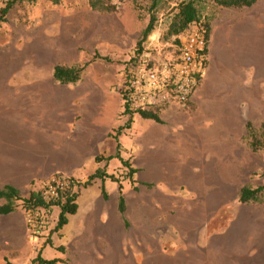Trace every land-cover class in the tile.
Here are the masks:
<instances>
[{
	"label": "rangeland",
	"instance_id": "obj_1",
	"mask_svg": "<svg viewBox=\"0 0 264 264\" xmlns=\"http://www.w3.org/2000/svg\"><path fill=\"white\" fill-rule=\"evenodd\" d=\"M7 1L0 0V8ZM182 1L185 0H60L59 3L51 0H24L17 2L0 27V125L10 124L8 135L11 133L12 137H8L10 141L7 144L14 142L13 137H17L21 130L20 132L24 131L27 136L30 135L27 138V146L30 150L36 147L43 149L48 145V142L45 144L38 142L39 131H36L38 123L35 119H21L23 115L20 112L9 110L14 100L8 96V93L13 97L22 98L23 102H26L25 98L31 95L34 99H38L36 102L41 99H43L41 102H45L46 98V102L50 103L54 98L60 104L61 100L66 101L65 88H69L74 95H77L76 103L80 107V113L84 108L92 122L87 130L80 133L84 143H77L75 147L77 145L78 148L88 147L90 138L95 141L99 135L95 134L97 121L101 120L99 124L106 131L112 127L116 119L115 125L131 124L125 130L127 142H121V147L124 148L125 145L127 151L119 149L116 142L110 143L111 141L105 136H99L95 141L96 144L91 145V148L104 153L110 147L108 151L111 153L115 150L114 153L120 152L123 158H130L133 161L136 151L134 133L136 130L140 132L145 123L141 121L139 113L123 112L121 90L124 74L128 71L127 67L131 71L132 66L141 57L152 61H164L176 56L178 45L175 42L176 36L170 33V26ZM196 1L202 19L208 22L212 14L221 6L216 0ZM263 5L264 0H258L253 4L257 8V13L263 10ZM153 15L156 18L155 27L143 42L144 50L138 55V42ZM253 34L256 37V29ZM254 60L258 70L255 73L253 93L249 95L248 106H242V112L245 114L244 121L246 124L248 121L251 123V129L248 131L245 124L242 125V121L239 126L233 118L234 131L238 134L237 139L231 142L224 140L221 144L223 149L221 154L220 144L216 145L215 159L211 160L212 164L205 167V172H208L206 180L210 184L207 183L208 188L203 196H191V191L182 188L176 193L186 196L191 201L176 198V208L173 203L172 205L169 203L167 212H170L171 218L175 219V223L173 222L175 227L172 223L164 225L165 222L160 220L156 221L155 225L148 222L146 227L148 226L149 230L141 232L138 225L131 224L127 230L128 254L126 256L130 263L134 264L136 261L135 264H137L139 261V264H264V190L259 201L249 203L239 201V193L243 186L256 188L264 185V147L254 150L251 145L253 134L256 138H260L261 125L264 121V54L258 53L256 43ZM57 64L69 67L84 66V71L77 82L63 84L53 76L54 66ZM8 74H12L13 77ZM206 78L205 74L200 86L206 82ZM52 91L54 94H51ZM29 99L31 101L30 97ZM8 110L11 112H7ZM169 110L175 111L179 117L184 118L191 112L190 102L166 105L159 109V114L166 117V112ZM201 111L202 113L195 118V121L204 123V129L207 132L218 130V134H215L218 137L223 135L220 128H216L219 123L215 122V115ZM95 115L105 116L98 119L99 117L93 118ZM234 115L231 111V116ZM78 118H81V114ZM192 120L190 117L182 121L184 123L187 121L189 124ZM170 125L172 131L173 128H178L175 122ZM192 125L196 124L192 123L190 126ZM7 130V127H0L2 131L0 135L6 136ZM114 132H117V128ZM109 139L112 140L111 137ZM209 143H207L208 148L213 147ZM156 148L159 149L156 150L159 155L164 153L161 144H157ZM48 149H52L51 146ZM174 151L175 154H180L181 150L175 147ZM119 160L115 157L109 164L107 160L98 164L94 159L88 158L82 161V166L72 176L64 172L58 174L73 177L82 197L83 192L89 187H86L85 178L97 169L107 168L111 174L113 172L120 178L121 183H126L129 180L126 177L129 167L120 163L121 160ZM207 161L210 162L209 159ZM194 163L192 160V167ZM157 164L158 170L163 167L158 160L154 166L157 167ZM181 164L178 161L176 167H186L184 162ZM199 170L201 167L198 169L193 167L189 171ZM216 171L219 173L216 176L211 174H216L214 173ZM176 174L183 175L179 171ZM157 175L152 172L148 174L145 168L140 170L138 178L144 181L148 177L156 178ZM158 184L155 183V186L160 189L165 187L163 182ZM214 185L217 187L212 189ZM39 186L40 182H37L35 187L39 188ZM109 192L114 200L117 194L112 185L109 186ZM144 192L147 198L151 197V191L144 189ZM99 196L100 182H93L86 198L96 202ZM218 201L221 202V206L215 207V202ZM84 209L81 204L76 213L68 215L69 222L63 229L64 241L72 237V232L81 229L77 222L84 214ZM60 212L59 206L54 207V220L50 223L44 237L33 239L32 231L26 226L30 241L36 248L42 239L46 241L53 236L51 230L55 227ZM151 229L154 230L150 232ZM114 250L112 248L111 253L106 256L108 261L110 259V264H126L125 257L112 261L111 255L115 253ZM134 251L139 252L135 254ZM142 251L143 255L140 254ZM54 252L53 247L49 245L44 249L43 254L51 258ZM24 261H30V259L27 258L20 263Z\"/></svg>",
	"mask_w": 264,
	"mask_h": 264
},
{
	"label": "crops",
	"instance_id": "obj_2",
	"mask_svg": "<svg viewBox=\"0 0 264 264\" xmlns=\"http://www.w3.org/2000/svg\"><path fill=\"white\" fill-rule=\"evenodd\" d=\"M209 23L210 60H208V69H206L207 80L202 86H199L190 101L191 112L182 118L175 111L169 110L166 112L168 118L159 114L162 122L144 118L139 114L141 121L145 124L140 131L141 133L138 130L134 133L136 145L134 160L131 161L130 158L121 156L125 160L128 159L131 167L136 170L133 175L134 182L129 179L126 183H121L120 180L115 181L109 177L104 179L96 177L89 181L86 186L89 187L83 192L84 196L79 195L77 199V211L81 204L85 208L84 214L77 222L81 229L72 232V237L64 241L63 229L69 222L70 216H68L67 223L58 231H54L51 238L46 239V241L42 239L38 248L31 243L27 234L25 212L21 205H18L16 210L10 213L0 214V264H7L8 262L27 264L38 253H41V256L48 260L57 259V264H106V261L107 264H110V259L108 261L106 256L111 253L112 248L115 249V253L111 255L112 261L125 257V263L132 264L126 259L128 254L127 230L131 224L138 225L141 232L142 230H149V227H146L148 222L155 225L156 221L160 220L165 222L164 225L172 223L175 227V219L171 218L170 212H167L169 211V203L170 205L173 203L176 208V198H185L189 202L191 201V199L176 192L182 188H187L189 192L191 191V196H203L208 188L207 183H209L206 180L208 172H205V167L212 164L211 160L215 159L216 145L220 144L221 154V150L223 151L221 144L224 140L231 142L233 139H237L238 134L234 131L233 118L239 126H241V121L243 122L242 125L245 124L246 126L242 106H248L249 95L253 93L255 73L258 70L254 60L255 43L258 45V53L264 54V8L257 13V8L253 5L245 7L220 6L212 14ZM255 29L257 30L256 37L253 34ZM8 75L13 77L12 74ZM65 89L64 98L66 101L61 100L60 104L54 98L50 103L46 102V98L45 102H41L43 99L36 102L38 99H34L31 95H29L31 101L29 97H26V102H23L22 98L13 97L8 93V96L14 100V104L10 106L9 110L12 112L15 110L16 113L20 112L23 115L21 119H35L38 123L36 124V131H39L38 142L44 144L48 142V145L43 149L40 148L41 150L39 147L30 150L27 146V138L30 135L27 136L24 131L20 132L21 130L19 133L23 135L18 133L17 137H13L15 141L8 145L7 143L10 141L8 137H12L11 133L8 135L10 124L0 125V127L8 128L6 136L0 135V188L11 185L17 188L23 197H27L32 189H37L35 187L37 182L41 183L59 172L72 176L82 166L84 159H94L100 164L103 160H107L106 157L116 155L115 150L112 153L108 151L110 147L104 153L91 148V145L96 144L95 141L99 136H105L107 140L111 141L110 143L116 142L119 149L127 151L125 145L124 148L121 147V142H127L126 127L121 129L118 140L114 137L119 128L126 126V123L115 125L116 119L112 127L106 131L99 124L101 120L97 121L95 134L99 135L95 141L90 138V143H87L88 147L80 146L78 148V145L75 147L77 143H84L80 133L87 130L92 122H90L89 114L85 113L84 108L80 113V107L76 103L77 95H74L71 89ZM51 94H54V91ZM9 110L7 112H11ZM201 110L207 114L212 115L211 113H213L215 115V122L219 123L216 128L219 127L223 135L218 137V130L207 132L204 129V123L195 121V118L202 113ZM231 111L234 112V116H231ZM80 114L81 118H78ZM104 116L95 115L93 118L102 119ZM190 117L191 120L193 119L191 123L187 124V121L185 123L182 121L190 119ZM174 122L178 128H173L172 131L170 124H174ZM192 123L196 125L190 126ZM116 128L117 132H114ZM110 137L112 140L109 139ZM207 143L212 144L213 147L208 148ZM157 144L163 146L164 153L159 155L156 152L159 150L156 148ZM49 146L52 149H48ZM175 147L181 150L180 154H175ZM191 150L193 151L192 155ZM98 156H104V159L98 161ZM187 157L189 158L187 159ZM112 159L107 160L108 164ZM199 159L200 162H198ZM208 159L210 160L209 163ZM157 160L163 166L159 170L158 164L157 167L154 166ZM192 160L195 162L193 167L197 169L201 167V170L189 171L193 168L191 166ZM178 161L179 164L184 162L188 169L186 167L177 168ZM145 168L148 170V174L152 172L158 174L157 177H148L144 181L139 180L138 174H140V170ZM105 171L111 174L107 168ZM178 171L183 175L176 174ZM95 172L89 174L85 181H88ZM214 173L216 174H211L214 176L219 174L217 171ZM93 182H100V196L96 202L86 198ZM162 182L165 184L163 189L155 186V183ZM111 185L117 194L114 200H112L109 192ZM215 187L217 186L214 185L211 188ZM144 189L151 191L150 198H147ZM121 195L125 198L126 210L124 212L120 210ZM6 203L7 200L0 197V205ZM215 204V207L221 206L220 201L215 202ZM133 208L137 210H132ZM153 230L151 229L150 232ZM49 245L55 251L51 258H47L43 254L44 249ZM134 252L137 254L139 251ZM141 253L144 254L143 251ZM27 258L30 261L20 263Z\"/></svg>",
	"mask_w": 264,
	"mask_h": 264
},
{
	"label": "built area",
	"instance_id": "obj_3",
	"mask_svg": "<svg viewBox=\"0 0 264 264\" xmlns=\"http://www.w3.org/2000/svg\"><path fill=\"white\" fill-rule=\"evenodd\" d=\"M175 39L179 40L175 57L164 61L141 57L134 65L127 86L132 110H155L192 100L208 66L210 33L208 35L206 20L193 21ZM76 183L70 176L60 174L40 183L38 189L48 206L24 209L33 239L44 237L54 220L53 210L57 206L52 204L79 192Z\"/></svg>",
	"mask_w": 264,
	"mask_h": 264
},
{
	"label": "trees",
	"instance_id": "obj_4",
	"mask_svg": "<svg viewBox=\"0 0 264 264\" xmlns=\"http://www.w3.org/2000/svg\"><path fill=\"white\" fill-rule=\"evenodd\" d=\"M20 1L24 0H8L4 6L0 8V27L3 22L6 21V16L8 12L11 10V8ZM28 1H36V0H28ZM54 3H59L60 0H51ZM217 3L221 6L225 7H242V6H252L254 3H256L258 0H216ZM196 0H185L182 1L178 6V11L175 13L173 20L171 22L170 26V33L172 35H179L183 31L186 30V28L189 26L190 23L193 21H198L202 19L200 9L197 6ZM155 16L153 15L144 29L142 33V38L138 42V55L142 53L143 49V42L148 37V35L153 31L155 27ZM206 25L208 27V35L210 33V24L208 21H206ZM175 42L179 43V40L176 39ZM134 63V62H133ZM132 65V64H131ZM134 68V66H132ZM131 69V71L133 70ZM128 71L124 74V84L123 88L121 90L122 99H123V107L124 113H139L144 118L154 119L157 122H162L161 117L159 116V109L155 110H132L129 106L128 102V96H127V86L130 83V77H131V71L127 67ZM84 71V66H64L57 64L54 66V72L53 76L54 78L63 83H75L80 78ZM124 127H129V123L126 124V126H121L114 137L116 140H118V134L121 132V129ZM246 127L248 128V131L251 129V123L248 121L246 124ZM120 145V144H119ZM254 150H257L261 147H264V121L261 125V135L260 138H256L253 134V140L251 143ZM114 157H117L121 160L123 165L129 167V172L126 174V177L130 179L132 182H134L133 175L135 173V169L131 167L130 161L127 159H123L120 155V153H117L114 156H108L106 157L107 160H110ZM104 159V156H98L97 160ZM96 177L100 178H106L109 177L112 180L119 181L120 178L117 177L114 173L109 174L105 170H97L93 175L90 176V179L87 181H92ZM71 180L75 182V179L73 177H70ZM264 190V185L258 186L256 188H252L250 186H243L239 193V201L241 203H249L253 201H259L261 200L262 193ZM80 195V192H74L72 195L68 196L66 200L56 202L52 205L59 206L61 208V212L58 217L57 224L55 227L51 230L52 232L58 231L61 229L64 224L68 221V214L75 213L77 211V199ZM0 197L5 198L7 200V203L4 205H0V214H7L14 210H16L18 205H21L24 209L28 208H38V207H46L48 206L46 201L41 195L40 190L32 189L29 193V196L23 197L20 193V191L11 186L7 185L4 188H0ZM120 210L124 212L126 210V204H125V198L123 195L120 196ZM57 259L48 260L41 256V253H38V255L29 263L27 264H57ZM7 264H13L8 262Z\"/></svg>",
	"mask_w": 264,
	"mask_h": 264
}]
</instances>
